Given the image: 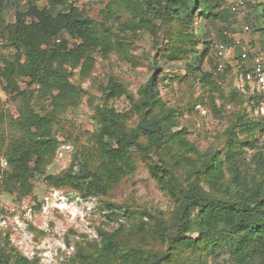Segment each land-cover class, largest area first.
<instances>
[{
	"label": "trees",
	"instance_id": "obj_1",
	"mask_svg": "<svg viewBox=\"0 0 264 264\" xmlns=\"http://www.w3.org/2000/svg\"><path fill=\"white\" fill-rule=\"evenodd\" d=\"M256 1L255 5L247 1L249 14L245 24L250 33L252 30L264 38V0ZM46 2L40 8L37 0H0V49H9L6 55L0 51V78L11 97V105L13 97L21 103L15 121L22 134L21 141L7 144L0 136L6 163L0 169V189L15 194L17 199L33 192L34 182L44 175L60 144L53 131V116L32 109L36 93L48 97L50 106L58 113L76 104L85 92L73 84L74 71L79 69L88 76L93 55L98 53L106 58L123 51L129 32L133 38L138 32H146L152 39L155 56L163 61H184L190 72H202L207 58L210 72H202L201 81L213 93L224 91L217 79L223 83L225 75L231 72L236 81L248 70L247 61L240 60L234 66L235 74L230 66L222 76L215 73L214 58L210 57L213 43L231 41L223 37V31L235 24L242 25L222 1L114 0L98 12V19L89 17L67 0ZM21 3L25 6L17 8L14 21L7 23L4 6ZM115 8H122L121 13L127 14L130 21H117L114 26L118 18ZM196 21H220L223 27L216 41ZM230 31L237 34L235 29ZM153 77L140 90L138 101L120 83L110 80L109 98L124 95L132 103V109L121 113L106 101L97 105L90 158L74 156L68 169L46 176L44 181L53 189H68L83 198L104 199L124 178L134 174L139 156L148 162L150 176L159 190L175 204L173 226L168 230L162 219H154V234L165 242L166 249L159 255L150 253L140 246L124 244L119 230L100 231L99 243H86L89 251L78 248L81 263L169 264L173 256L179 255L184 257V264H193L189 259L192 251L205 250V254L216 255L227 249L232 264H264V182L255 177L248 180L236 159L245 145L253 148L254 140L248 137L263 128L249 117V112L259 109L263 98L254 91L242 92L238 85L229 87L228 102L243 108L242 113L225 132L223 153L216 149L200 153L186 140L184 130L172 131L178 124L175 110L164 106L155 91ZM4 117L5 110L0 107V127ZM134 117L137 119L132 123ZM160 151H165L167 158L170 156L171 163ZM186 154L195 156L198 165L185 174L184 184L173 167H181V162L192 166L193 161ZM0 264L32 263L13 248L0 247Z\"/></svg>",
	"mask_w": 264,
	"mask_h": 264
},
{
	"label": "rangeland",
	"instance_id": "obj_2",
	"mask_svg": "<svg viewBox=\"0 0 264 264\" xmlns=\"http://www.w3.org/2000/svg\"><path fill=\"white\" fill-rule=\"evenodd\" d=\"M67 1L89 17L98 19V12L114 0ZM218 1H222L224 6L227 0ZM247 1L253 5L258 2ZM37 4L42 8L47 2L37 0ZM24 6V3L18 6L5 5L6 22L12 23L14 11ZM115 10L118 18L115 21L113 19L114 26L119 22L130 21L127 14L121 13L122 8ZM196 23L212 40L216 38L220 27H223L220 21ZM131 36L133 34L129 32L125 37L126 44L121 52H113L106 58L95 53L88 76L82 75L79 69L74 71L73 84L80 86L85 92L76 104L67 106L58 113L50 106V99L41 96L40 92L36 91V96L32 99V109L36 113L53 116V131L60 143L59 147L51 163L45 168L44 175L34 182L30 195L17 199L15 194H8L0 189V247L13 248L32 264H82L77 255L78 248L83 247L86 252L89 251L86 243H99L100 231L113 233L119 230L124 244L140 246L150 253L159 255L166 249L165 242L154 234V219H162L168 230V227L173 226L172 212L175 204L159 190L150 176L148 162L145 163L139 156L134 174L124 178L104 199L83 198L68 189H53L44 181L46 176L58 175L68 169L74 156L90 158L94 146L91 136L96 129L94 109L97 105L106 101L109 107L121 113L132 109V103L124 95L109 98L110 80L120 83L138 101L140 90L154 76L155 91L162 103L166 108L175 110L178 124L172 131L184 130L186 140L200 153L213 149L223 153L226 147L225 132L236 124L237 117L242 113L243 108L228 102L229 87L242 84L239 78L234 81L231 72L225 75L221 84L224 91L213 93L201 81L202 72H210L207 58L201 66L202 72H190L184 61H163L155 56L152 39L146 32H138L135 38ZM244 38L248 50L264 51V38L259 33L251 30ZM253 42L255 44L251 46ZM8 50L0 49L5 55ZM212 54L213 52L210 57ZM155 68L158 70L154 71ZM233 70L235 74L237 68L234 67ZM20 84L23 85V82L20 81ZM20 108V101L13 97L12 105L5 110L0 127L4 144L22 140L15 121ZM249 117L260 122L263 128L252 135V138L248 137L254 140L253 148L245 145L236 159H239L241 170L248 180L255 177V180L264 182V102L258 110L249 112ZM136 119L134 117L131 122H136ZM160 154L170 162V156L167 158L165 151H160ZM186 156L193 161L192 166L181 162V167H173L181 180L198 165L195 156ZM5 164L4 151L0 149V168ZM225 179H230L228 174ZM183 182L186 184L184 180ZM108 204L114 207H109ZM205 253V250L192 251L189 258L191 263L232 264L227 249L216 255ZM178 256H173L169 264H184V257Z\"/></svg>",
	"mask_w": 264,
	"mask_h": 264
},
{
	"label": "built area",
	"instance_id": "obj_3",
	"mask_svg": "<svg viewBox=\"0 0 264 264\" xmlns=\"http://www.w3.org/2000/svg\"><path fill=\"white\" fill-rule=\"evenodd\" d=\"M224 8L242 25L235 24L230 27V30H237V34H232L229 29L223 31V37L227 40L232 39L231 41H216L213 43L212 56L214 58L215 73L222 76L227 66L234 67L240 60L247 61L248 70L239 76L242 84L238 87L244 93L257 92L264 100V51H249L245 47V41H243V37L250 32L249 26L245 24L249 14L247 0H227ZM248 52H251L250 56ZM216 82L219 85L222 84L220 79H217ZM246 87L249 89L248 91ZM10 105L11 97L4 90V81L0 78V107L7 110ZM5 166L6 164L2 168Z\"/></svg>",
	"mask_w": 264,
	"mask_h": 264
}]
</instances>
